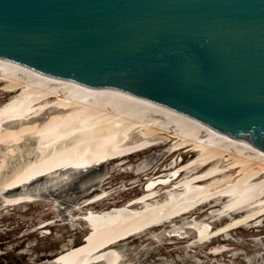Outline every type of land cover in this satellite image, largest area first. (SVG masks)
<instances>
[{
    "label": "bare ground",
    "instance_id": "1",
    "mask_svg": "<svg viewBox=\"0 0 264 264\" xmlns=\"http://www.w3.org/2000/svg\"><path fill=\"white\" fill-rule=\"evenodd\" d=\"M1 96L0 218L41 202L65 214L49 194L66 190L70 170L89 174L80 188L99 190L78 203L67 196L71 209L63 221L58 214L33 226L31 233L44 236L49 226L82 221L86 232L80 243L31 264H135L118 249L130 237L141 239V251L152 244L171 251L180 242L192 251L232 230L263 226L264 147L246 138L111 86L3 58ZM153 148H163L160 158L146 153ZM183 153L191 155L181 161ZM105 163L111 170H99ZM116 171L136 176L122 192L143 180L139 193L94 209L115 194L103 186ZM223 248L212 245L206 253Z\"/></svg>",
    "mask_w": 264,
    "mask_h": 264
},
{
    "label": "water",
    "instance_id": "2",
    "mask_svg": "<svg viewBox=\"0 0 264 264\" xmlns=\"http://www.w3.org/2000/svg\"><path fill=\"white\" fill-rule=\"evenodd\" d=\"M0 58L264 147V0H0Z\"/></svg>",
    "mask_w": 264,
    "mask_h": 264
},
{
    "label": "rangeland",
    "instance_id": "3",
    "mask_svg": "<svg viewBox=\"0 0 264 264\" xmlns=\"http://www.w3.org/2000/svg\"><path fill=\"white\" fill-rule=\"evenodd\" d=\"M5 98L6 96H1L0 102ZM162 151L163 148H153L146 153L160 158ZM189 154H180L181 161L188 159L191 155ZM142 156V154L135 157L130 156L129 160L131 163H135ZM111 168L112 164L105 163L98 169L107 171L111 170ZM73 171L66 172L67 176L70 175V180L68 179L64 192L49 194L51 200L61 202V210L65 211V214L62 211L54 210L50 203L41 202L33 204V206L29 205L25 209L22 208V210H15L11 215L4 216L6 217L5 219L4 217H2L3 219L0 218V264H31L32 262H41L46 258H50L55 253L57 254L61 250L73 244H78L85 239L84 234L86 230L82 221L76 222L74 228H70L69 224L49 226V231L48 228L43 229L48 232L44 236L41 230L34 233L30 232L33 226L39 224L41 221L57 219L58 214L63 221L66 217L64 215L71 209L70 203L67 201L69 196L72 201L78 203L83 198L85 199L92 195V193L99 191H89L92 187L90 188L88 185L80 188L78 181L89 174ZM125 174L118 171L112 173V176L108 179V185L104 184L103 187H106L109 191L114 190L116 192L110 196L111 199L104 200L103 204L93 205L94 209L101 210V208L104 209V207L108 208L113 205L120 206L139 193L144 182L143 180L140 187L122 192L121 188L124 185L130 186V182L136 177L133 174H126V177ZM34 183L36 181L31 186ZM109 200L113 201V203L109 202ZM206 213V216L213 215L210 210ZM196 218L201 219L202 217L197 216ZM219 224L220 222L217 221L214 223V226ZM140 242L141 239L134 237H130L122 242L118 249L124 254L125 260L132 261L135 264H264V221L263 226L259 228L251 229L243 227L232 230L225 236L215 237L207 246L194 248L192 251H186L184 247H178L183 244L181 242L175 244L177 247L171 251L168 250V245L154 247V244H152L153 247L150 246L147 250L141 251L138 247ZM212 245H224V248L216 254L206 253Z\"/></svg>",
    "mask_w": 264,
    "mask_h": 264
}]
</instances>
